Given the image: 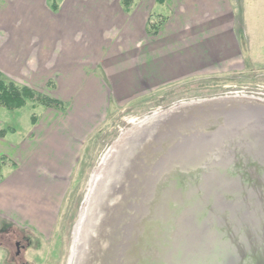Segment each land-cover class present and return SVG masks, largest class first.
Here are the masks:
<instances>
[{
	"label": "rangeland",
	"instance_id": "1",
	"mask_svg": "<svg viewBox=\"0 0 264 264\" xmlns=\"http://www.w3.org/2000/svg\"><path fill=\"white\" fill-rule=\"evenodd\" d=\"M91 1L0 0L3 78L27 85L37 73L35 89L60 100L51 57L66 50L67 30L102 12L131 20L149 9L147 21L162 23L173 14L171 0H129L128 12L123 0ZM224 3L220 16L226 12L235 32L232 67L106 107L52 232L40 236L0 217V264H264V0ZM70 7L79 15L66 17ZM62 103L0 107V151L4 137L28 134L30 120L65 113ZM1 156L8 177L14 161ZM249 234L252 250L240 263L229 259ZM17 241L25 245L19 256Z\"/></svg>",
	"mask_w": 264,
	"mask_h": 264
},
{
	"label": "crops",
	"instance_id": "2",
	"mask_svg": "<svg viewBox=\"0 0 264 264\" xmlns=\"http://www.w3.org/2000/svg\"><path fill=\"white\" fill-rule=\"evenodd\" d=\"M225 1L171 0V20L157 35L147 31L150 10L141 7L131 20L121 19L126 16L122 11L115 21L107 20L106 12L94 20L89 14L85 26L83 22L77 30H67L70 43L52 55L51 75L57 98L69 102L68 109L62 115L49 112L36 122L30 120L23 138L2 139L8 147L0 155L14 163L0 182V217L12 226L48 235L84 144L102 124L106 107L129 106L157 89L232 67L233 23L226 12L219 13ZM76 2L74 6L88 8ZM75 10L70 7L66 17L78 16ZM120 20L125 22L109 26ZM69 25L66 29L72 28ZM37 77L36 73L27 85L35 89ZM13 129L11 134L17 132ZM43 188L45 198L40 200L38 190Z\"/></svg>",
	"mask_w": 264,
	"mask_h": 264
},
{
	"label": "trees",
	"instance_id": "3",
	"mask_svg": "<svg viewBox=\"0 0 264 264\" xmlns=\"http://www.w3.org/2000/svg\"><path fill=\"white\" fill-rule=\"evenodd\" d=\"M158 4H165L167 0H155ZM126 10L129 11L128 5L129 0H123ZM151 19V18H150ZM166 22H152L148 21L149 32L157 35L160 29ZM33 102L36 104L40 103L42 106L51 109L66 108V105L62 101L53 98L49 95L43 94L41 91H38L28 85H18L13 81H7L3 78V74L0 71V107H3L9 111H15L23 108L28 102ZM4 131L0 134L3 136ZM8 158L5 156L0 157V182L4 179V168L8 162ZM4 230V229H3ZM27 237L26 234L23 239Z\"/></svg>",
	"mask_w": 264,
	"mask_h": 264
},
{
	"label": "water",
	"instance_id": "4",
	"mask_svg": "<svg viewBox=\"0 0 264 264\" xmlns=\"http://www.w3.org/2000/svg\"><path fill=\"white\" fill-rule=\"evenodd\" d=\"M146 150L147 148H145V151ZM253 241H254V238H252L250 234L247 235L245 240H243V242L240 245H238L235 251V254L233 256H230L229 259L235 257V259L240 263L243 257L252 250L251 244ZM255 246H254L253 251H259L260 248L262 247L260 243H258V245L256 246V249H255Z\"/></svg>",
	"mask_w": 264,
	"mask_h": 264
},
{
	"label": "flooded vegetation",
	"instance_id": "5",
	"mask_svg": "<svg viewBox=\"0 0 264 264\" xmlns=\"http://www.w3.org/2000/svg\"><path fill=\"white\" fill-rule=\"evenodd\" d=\"M24 239H25V241H27V239H28V242H29V238L25 237ZM16 246H17L16 255L19 256L22 252V248L25 247V245H22L21 241H17ZM22 264H26V263H22Z\"/></svg>",
	"mask_w": 264,
	"mask_h": 264
}]
</instances>
